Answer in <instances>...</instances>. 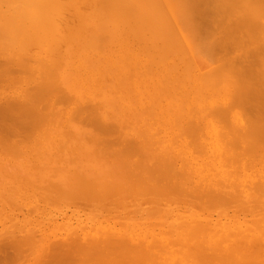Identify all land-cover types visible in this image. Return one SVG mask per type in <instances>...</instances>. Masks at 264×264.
Instances as JSON below:
<instances>
[{
    "label": "rangeland",
    "instance_id": "374dc122",
    "mask_svg": "<svg viewBox=\"0 0 264 264\" xmlns=\"http://www.w3.org/2000/svg\"><path fill=\"white\" fill-rule=\"evenodd\" d=\"M47 1L0 2V264L262 263L264 0Z\"/></svg>",
    "mask_w": 264,
    "mask_h": 264
},
{
    "label": "bare ground",
    "instance_id": "6f19581e",
    "mask_svg": "<svg viewBox=\"0 0 264 264\" xmlns=\"http://www.w3.org/2000/svg\"><path fill=\"white\" fill-rule=\"evenodd\" d=\"M43 1H44V4H45V3H49L47 0H43ZM43 1L40 2V0H0V2L5 6L4 8H5L6 12L8 11L7 14H8L9 12H10L11 14L14 12V13H13L14 17H15V16H16V17H24V18L27 20L26 22L29 24V27H30V26H33V23H37L36 21H34V20H35L34 18H35L36 15H38V14L40 13V11L43 9L44 5L41 4V3H43ZM107 1H108V0H107ZM109 1H110V2H109L110 4L113 3V0H112V2H111V0H109ZM118 1H119V0H118ZM118 1H117V3H118ZM201 1H202V0H201ZM220 1H221V0H220ZM223 1H226V0H222V2H223ZM254 1H255V0H254ZM115 2H116V1H115ZM120 2H121V1H120ZM122 2H124V3H122ZM122 2H121L122 4L120 3L122 8L119 6L121 9L125 8L126 6H128V5H124V4L127 3V2L129 3V0H128V1H127V0H123ZM198 2H199V1H198ZM215 2H216V1H215ZM244 2H245V1H244ZM249 2H250V1H249ZM50 3H51V2H50ZM107 3H108V2H106L105 4H107ZM128 3H127V4H128ZM162 3H163V2H162ZM203 3H206V2H203ZM228 3H229V2H228ZM232 3H233V2H232ZM35 4H36V5H35ZM118 4H119V3H118ZM129 4H130V3H129ZM223 4L227 6L226 3L223 2ZM236 4H237V3H236ZM0 5H1V4H0ZM45 5L47 6L48 4H45ZM122 5H123V6H122ZM204 5H205V4H204ZM261 5H262V4H261ZM42 6H43V7H42ZM113 6H114V5H113ZM117 6H118V5H117ZM132 6H133V5H132ZM230 6H231V5H230ZM232 6H233V5H232ZM251 6H252V5H251ZM262 6H263V5H262ZM262 6H261V8H262ZM55 7H56V6H55ZM128 7H129V6H128ZM128 7H127V8H128ZM133 7H134V6H133ZM239 7H240V6H239ZM244 7H245V6H244ZM112 8H113V7H112ZM135 8H136V7H135ZM204 8H205V7H204ZM253 8H254V7H253ZM118 9H119V8H118ZM128 9H131V10L133 11L132 8H128ZM0 10H1V6H0ZM5 10H4L3 12L6 14ZM57 10H58V9H57ZM57 10L54 9V12L56 11V14H54V16L56 15V17L60 15V12H57ZM135 10H136V9H135ZM135 10H134V11H135ZM231 10H232V9H231ZM58 11H60V9H59ZM116 11H117V10H116ZM249 11H250V10H249ZM253 11H255V10H252V12H250V13H253ZM261 11H262V10H261ZM261 11H260V13L262 14ZM41 12H42V11H41ZM255 12H256V11H255ZM0 13L2 14L1 11H0ZM43 13H44V12H43ZM48 13H49V12H48ZM52 13H53V12H52ZM115 13H116V12H115ZM180 13H181V12H180ZM230 13H231V12H230ZM257 13H258V12H257ZM260 13H259V14H260ZM1 14H0L1 17L5 16V14H2L3 16H2ZM11 14H10V16H9V14H8L9 18H10V17H13V15H11ZM40 14H42V13H40ZM108 14H110V13H108ZM131 14H132V13H131ZM61 15H62V14H61ZM180 15L182 16V13H181ZM201 15H202V13H201ZM252 15L255 16V13H253ZM252 15H251V16H252ZM54 16H51V17H54ZM203 16H204L203 19H206L207 17H209V21H208V22H207V21L204 22V24L207 25V26H208V24L210 25V23H211L212 20H214V18L212 19V16H213V15L210 14V13L208 12V9H207V8H205V9L203 10ZM210 16H211V17H210ZM222 16H223V15H222ZM249 16H250V15H249ZM260 16H261V15H260ZM1 17H0V18H1ZM5 17H6V16H5ZM5 17H3V18H5ZM14 17H13L12 19H15V18H16V17H15V18H14ZM49 17H50V16H49ZM60 17H61V16H60ZM60 17H59V18H60ZM262 17H263V16H262ZM6 18H7V17H6ZM41 18L44 19L43 17H41ZM57 18H58V17H57ZM183 18H184V16H183ZM210 18H211V21H210ZM259 18H260V17H259ZM7 19H8V18H7ZM12 19L10 18V20H12ZM16 19H17V18H16ZM42 19H40V20H42ZM46 19H48V18H46ZM46 19H45V21H46ZM49 19H50V18H49ZM49 19H48V20H49ZM247 19H248V18H247ZM256 19H257V18H256ZM260 19H261V18H260ZM0 20H1V19H0ZM18 20H20V19H17V21H18ZM53 20H54V19H53ZM13 21H15V20H13ZM17 21H16V22H17ZM22 21H23V20H22ZM45 21H44V22H45ZM186 21H187V20H186ZM200 21H201V20H200ZM204 21H205V20H204ZM256 21H257V20H256ZM262 21H263V20H262ZM18 22H19V21H18ZM20 22H21V20H20ZM209 22H210V23H209ZM212 22H214V21H212ZM3 23H5V22H3ZM7 23H8V21H7ZM11 23H12V21H11ZM46 23H47V22H46ZM48 23H49V21H48ZM50 23H51V22H50ZM202 23H203V21H202ZM262 23H263V22H262ZM28 24H27V26H28ZM44 24H45V23H44ZM1 25H2V24H1ZM18 25H19V23H18ZM54 25H56V24H54ZM10 26H11V25H10ZM47 26H48V25H47ZM49 26H50V24H49ZM52 26H53V25H52ZM202 26H203V25H202ZM16 27H17V26H16ZM39 27H40V26H39ZM42 27H43V26H42ZM183 27H184V26H183ZM5 28H6V27H5ZM18 28H20V27H18ZM51 28H52V27H51ZM33 29H34V27H33ZM36 29H37V27H36ZM41 29H42V28H41ZM44 29H45V28H44ZM87 29H88V27H87ZM3 30H4V29H3V26H2V27L0 28V35H1L0 38H1V39H3V38H2V36H3L2 34L8 31V30H7V31L4 32ZM15 30H16V28H15ZM37 30H39V29H37ZM37 30H36V31H37ZM48 30H49V29H48ZM51 30H52V29H51ZM51 30H50V31H51ZM42 31H43V30H42ZM11 32H12V30H11ZM11 32H10V33H11ZM18 32H21V31H18ZM22 32H23V31H22ZM26 32H27V31H26ZM43 32H44V31H43ZM14 33H15V32H14ZM16 33H17V32H16ZM27 33H28V32H27ZM53 33H54V32H53ZM234 33H235V32H234ZM7 34H8V33H7ZM50 34H52V33H50ZM11 35H13V34H11ZM11 35H9L10 38H11ZM40 35H41V34H40ZM9 36H8V37H9ZM229 36H230V35H229ZM231 36H232V35H231ZM5 37H6V36H5ZM14 37H15V35H14ZM28 37H29V36H28ZM41 37H42V35H41ZM232 37H233V36H232ZM16 38H17V36H16ZM31 38H32V37H31ZM1 39H0V40H1ZM23 39H24V38H23ZM40 39H41V38H40ZM230 39H231V38H230ZM252 39H253V38H252ZM7 40H9V39H7ZM10 40H11V39H10ZM21 40H22V39H21ZM37 40H39V39H37ZM258 40H259V39H258ZM19 42H20V41H19ZM22 42H23V41H22ZM32 42H33V41H32ZM0 43H1V42H0ZM14 43H16V42H14ZM20 43H21V42H20ZM257 43H258V42H257ZM2 44H4V43H2ZM9 44H10V43H9ZM21 44H22V43H21ZM21 44H20V45H21ZM45 45H46V44H45ZM8 46H9V45H8ZM40 46H41V45H40ZM21 47H22V46H21ZM4 48H5V47H4ZM8 48H9V47H7V49H8ZM18 48H19V44H18ZM260 48H261V47H260ZM7 49H5V51H6ZM10 49H12V48L10 47ZM7 51H8V50H7ZM16 51H17V50H16ZM22 51H23V50H22ZM256 51H257V50H256ZM263 52H264V51H263ZM263 52H262V53H263ZM12 53H14V52L12 51ZM254 54H255V53H254ZM263 54H264V53H263ZM20 55H21V54H20ZM24 55H25V54H24ZM58 55H59V54H58ZM53 56H54V55H53ZM261 56H262V55H261ZM54 57L57 58L56 56H54ZM11 58H12V57H11ZM46 58H48V57H46ZM52 58H53V57H52ZM258 58H260V57H258ZM49 59H51V58L49 57ZM53 59H54V58H53ZM4 60H5V59H4ZM20 60H21V59H20ZM46 60H47V59H46ZM55 60H56V59H55ZM260 60H261V59H260ZM23 62H25V61H23ZM13 63H14V61H13ZM263 63H264V62H263ZM7 64H8V63H7ZM24 64H25V63H24ZM4 67H5V66H4ZM22 69H23V68H22ZM2 70H3V69H2ZM27 70L29 71V69H27ZM33 71H34V70H33ZM218 72H219V71H218ZM249 74H250V73H249ZM259 74H260V73H259ZM206 80H208V79H206ZM247 80H248V79H247ZM220 81H221V79H220ZM249 81H250V80H249ZM205 82H206V81H205ZM207 82H208V81H207ZM245 82H246V81H245ZM7 83H8V82H7ZM202 83H203V82H202ZM243 83H244V82H243ZM247 83H248V82H247ZM252 84H253V83H251V85H252ZM260 84H261V83H260ZM39 85H40V84H39ZM208 85H209V84H208ZM215 85H216V84H215ZM241 85H242V84H241ZM45 86H46V85H45ZM47 86H48V85H47ZM245 86H246V85H245ZM248 86H250V84H248ZM37 87H38V86H37ZM40 87H41V86H40ZM48 87H49V86H48ZM243 87H244V86H243ZM258 87H259V86H258ZM38 88H39V87H38ZM42 88H43V86H42ZM209 88H210V87H209ZM247 88H248V87H247ZM198 89H199V88H198ZM198 89H197V90H198ZM39 90H40V89H39ZM42 90H43V89H42ZM50 90H51V89H50ZM37 91H38V90H37ZM250 91H251V90H250ZM250 91H249V92H250ZM46 92H47V90H46ZM198 92L200 93V90H199ZM43 93H44V92H43ZM199 93H198V94H199ZM252 93H253V92H252ZM45 94H46V93H45ZM241 94H242V93H241ZM243 94H244V93H243ZM247 94H248V93H247ZM250 95H251V97H252V94H251V93H250ZM263 95H264V93H263ZM23 96H24V95H23ZM37 96H38V95H37ZM247 96H249V95H247ZM19 97H20V96H19ZM19 97H18V99H19ZM27 97H28V96H27ZM38 97H39V96H38ZM240 97H241V96H240ZM257 97H259V96H257ZM15 99H16V98H15ZM23 99H24V97H23ZM23 99H22V101H23ZM242 99H243V98H242ZM245 99H246V98H245ZM252 99H254V97H252ZM259 99H260V98H259ZM8 100H9V99H8ZM13 100H14V99H13ZM254 100H257V99H254ZM254 100H253V101H254ZM18 101H19V100H18ZM25 101H27V100L25 99ZM31 101H33V100L30 99V102H31ZM257 101H258V100H257ZM257 101H254V102H257ZM1 102H2V101H1ZM4 102H5V103L7 102V104L9 103V101H6V100H5ZM11 102H12V101H11ZM15 102H16V101H15ZM15 102H14V103H15ZM27 102H29V101H27ZM236 102H237V101H236ZM258 102H259V101H258ZM261 102H262V100H261ZM261 102H260V103H261ZM17 103H19V102H17ZM23 103H24V102H23ZM9 104H10V103H9ZM9 104H8V105H9ZM25 104H26V103H25ZM29 104H31V103H29ZM240 104H241V103H240ZM256 104H257V103H256ZM2 105H3V104H2ZM2 105H1V106H2ZM4 106H6V104H5ZM21 106H23V105H21ZM28 106H29V105H28ZM32 106H33V105H32ZM19 107H20V106H19ZM235 107H236V106H235ZM6 108H7V107H6ZM21 108H22V107H21ZM257 108H258V107H257ZM12 109H13V108H12ZM22 110H23V109H22ZM22 110H21V111H22ZM244 110H245V109H244ZM12 111H13V110H12ZM19 111H20V110H19ZM176 111H177V110H176ZM252 111H253V110H252ZM259 111H260V110H259ZM263 111H264V108H263ZM10 112H11V108H10ZM27 112H28V111H27ZM235 112H236V111H235ZM248 112H249V111H248ZM257 112H258V111H257ZM261 112H262V110H261ZM2 113H3V112H2ZM22 113H23V112H22ZM17 114H18V113H17ZM263 114H264V113H263ZM0 115H1V114H0ZM10 115H11V114H10ZM37 115H38V114H37ZM246 115H247V114H246ZM1 116H2V115H1ZM257 116H258V115H257ZM2 117H3V116H2ZM7 118H8V117H7ZM4 119H5V118H4ZM19 119H20V118H19ZM8 120H9V119H8ZM11 120H12V119H11ZM14 120H15V119H14ZM20 120H21V119H20ZM238 120H239V118H238ZM247 120H248V119H247ZM262 120H263V119H262ZM29 121H30V120H29ZM40 121H41V120H40ZM245 121H246V120H245ZM254 122H255V121H254ZM12 123H13V122H12ZM12 123H11V124H12ZM26 124H27V123H26ZM189 125H190V124H189ZM11 126H12V125H11ZM258 127H259V126H258ZM263 127H264V126H263ZM6 128H7V126H6ZM15 128H16V127H15ZM186 129H187V128H186ZM183 131H184V130H183ZM188 132H189V131H188ZM255 132H256V131H255ZM191 134L193 135V133H191ZM256 136H257V135H256ZM252 143H254V142H252ZM257 145H258V144H257ZM0 146H2V145H0ZM4 146H5V145H4ZM245 146H246V145H245ZM5 148H6V147H5ZM15 148H16V147H15ZM244 148H245V147H244ZM223 150H224V149H223ZM16 151H17V150H16ZM38 168H39V167H38ZM173 182H174V181H173ZM171 183H172V182H171ZM147 215H150V214H147ZM195 220H196V219H195ZM236 220H237V219H236ZM191 221H192V220H191ZM191 221H190V222L188 221V224H187L186 220L183 222V223H186L187 226H188V227H185V232H187V231L189 230V228L191 229V227H190L191 224H193V226H192V225H191V226L194 228V226H195L194 223H195L196 221H194L193 223H192ZM252 221H254V220H252ZM198 222H199V221L196 222V225L198 224ZM200 222H201V221H200ZM200 222H199V224H201ZM189 223H190V224H189ZM203 223H204V222H203ZM199 224H198V229H197V227L194 228V230H196V232H195V233L192 232V233H193L194 235L196 234V235H195L196 237H197V235H198V237H197V238H198V241H200L199 238H201V241H200V242H198L197 239H196L195 237H193V238L190 237V238H189V235H190V236H191V235L193 236L192 233L189 234V232L194 231L193 228H192V230L188 231L187 233L184 232V234H185L186 236H188V238H186V236L183 235L182 232H181V233H182V235L184 236V238L186 239V241H187V239H188V241H189L190 239H195V243H196V241H197L198 244H201V245H199V246L201 247L202 245H203V246L205 245V244L202 243V242H203V241H202L203 238H204V240H205V238H206V235H202V234H206V232H207L208 230H207V229H206L207 231H206V230H203L204 228H203V229H200V228H201L200 226L203 227V225H202V224L199 225ZM252 225L254 226V224H252ZM185 226H186V225H185ZM169 227H170V226H169ZM183 227H184V226H183ZM199 227H200V228H199ZM246 227H247V225H246ZM186 228H187L188 230H186ZM233 228H234V227H233ZM235 228H236V227H235ZM235 228H234V230H235ZM170 229H171V227H170ZM237 229H238L239 231H241V230L239 229V227H237ZM237 229H236V231H238ZM255 229H257V227H255ZM168 230H169V228H168ZM213 230H214V231H212V232L216 235L218 232H216L215 229H213ZM250 230L253 232L252 229H250ZM257 230H259V229H257ZM172 231H174V230H172ZM183 231H184V230H183ZM197 231H198V232L203 231L201 234L199 233L201 237H199V234H197ZM204 231H205V233H204ZM218 231H219V230H218ZM166 232H167V231H166ZM215 232H216V233H215ZM223 232H224V231H223ZM231 232H232L231 234H228L230 237L238 236V233L236 232V234H235V232L232 231V228H231ZM233 232H234V233H233ZM260 232H261V234H260V237H261V235H264V234H263V230L260 231ZM162 233H163V232H162ZM173 233H175V232H173ZM221 233H222V232H221V230H220L219 233H218V235H217L219 240H221V239H220L221 237L219 236ZM239 233H240V232H239ZM243 233H244V232H242V233H240V234L243 235V238L245 237V238H244V241H245L248 235H247V232H245V234H246L247 236H246L245 234H243ZM187 234H189V235H187ZM207 234H208V233H207ZM222 234L224 235V237H225V236H226V237L228 236L227 234H226V235H225L224 233H222ZM222 234H221V235H222ZM234 234H235V235H234ZM175 235H176V234H175ZM211 235H212V234H211ZM211 235H210V236H211ZM215 235H212V236H213V237H216ZM242 235H241V237H242ZM250 235H251V234H250ZM204 236H205V237H204ZM171 237H172V236H171ZM213 237H210V238L212 239ZM224 237H222V240H221V241H223V243L225 242V240L223 239ZM230 237H229V238H230ZM241 237H239V238L241 239V242L244 244V247H245V245L247 246V243H246L247 240H248V245H250L249 243H252V242H250V241H252V240H250L251 237H250V239H247V240L245 241L246 244L244 243V241L242 240L243 238H241ZM252 237L254 238V239H253L254 241L257 239L256 236H255L256 239H255L254 236H252ZM208 238H209V237H208ZM248 238H249V237H248ZM258 238H259V237H258ZM175 239H177V238L175 237ZM179 239H181V238L179 237ZM227 239H228V238H227ZM227 239H226V242L229 240V239H228V240H227ZM233 239H234V240L236 239V241H239V242H240V240H238L237 237H236V238H233ZM172 240H173V239H172ZM214 240H215V239H214ZM214 240H212L211 243H210L211 240L208 241V242L210 243V245H213V241H214ZM219 240H217V241H219ZM231 240H232V239H231ZM249 240H250V241H249ZM258 240H260V239H258ZM261 240L263 241V238H262ZM8 241H9V240H8ZM170 241H171V240H170ZM173 241H175V240H173ZM182 241H184V243H185L184 246H188V245H186V244H189V245L192 244L191 242L188 243V241L185 242V240H182ZM215 241H216V240H215ZM217 241H216V242H217ZM229 241H230V240H229ZM236 241H234V242H235V245H234V246H231V245L228 246V245L224 244V246L226 245L225 247H227V248H224L223 246H221L222 243L219 244L218 242H217V243L215 242L216 244L214 243V246H215V245H216L217 247H218L219 245L221 246V249L216 248V247L214 248V249H217V250H216L217 253H216L215 250L212 248L213 246L210 247V246L208 245V247H210V248H209V251H210L209 253H210V255H211V251L214 250V254H215L216 256H217V255L220 256V254L223 253L222 251H224L225 249H227V250H225L224 252L227 251V253H228L229 251L231 252V251H232L231 248L234 247L233 250H234V249H235V250L231 252L232 254H230V252H229L228 255H235V254H233V253H235V252L237 251L236 248H238V247H237L238 245H236V244H238V242H236ZM122 242H123V241H122ZM204 242H205V241H204ZM206 242H207V241H206ZM219 242H220V241H219ZM234 242L231 241V243H234ZM255 242H257V244L260 243V241H259V242H258V241H255ZM263 242H264V241H263ZM0 243H1V242H0ZM169 243H171V242H169ZM173 243H174V245L176 244L175 242H173ZM193 244H194V243H193ZM198 244H197V245H198ZM217 244H218V245H217ZM228 244H230V242H228ZM243 244H242L241 246L239 245V247H243ZM194 245H195V244H194ZM194 245H193V247H195ZM252 245H254V244H252ZM178 246H179L181 249H183V248H182L183 246L180 245V243L177 245V247H178ZM181 246H182V247H181ZM203 246H202V247H203ZM205 246H206V245H205ZM256 246H257V245H256ZM256 246H254V247H256ZM208 247H206L204 250H207ZM222 247H223L224 250L222 249ZM228 247H231V248H230L231 250H230V249L228 250ZM235 247H236V248H235ZM247 247H248V248H251V247H253V246H251V247H250V246H247ZM247 247H245V248L242 249V250H243V251H242L243 254H244V253L247 254V252H246L247 250H245ZM254 247H253V248H254ZM187 248H188V247H187ZM187 248L185 247V249H183V250H185V255L187 254V255H186V258H187V261L189 262V261L191 260V258H193L192 260H194V258H195L194 255H196V254H195V251L197 252V250H196L197 247H195V249L193 248V249H194L193 251H192L191 249H188V252H186V251H187ZM169 249H170V248H169ZM202 249H203V248H202ZM202 249L200 248V250H202ZM211 249H212V250H211ZM218 249L221 250V251H220V254H218V252H219ZM239 249H241V248H239ZM244 250H245V252H244ZM251 250H252V248H251ZM255 250H256V249H255ZM191 251H192V252H191ZM198 251H199V250H198ZM248 251H249V250H248ZM182 252H183V251H182ZM189 252H190V254H193V257H191V255L189 254ZM193 252H194V253H193ZM202 252H204V251H202ZM172 253H173V252H172ZM172 253H171V254H172ZM178 253H180V251H179ZM183 253H184V252H183ZM199 253H200V254H204V255H206V256L209 255L208 253L206 254V252H205V253H201V251H199ZM199 253L197 254V255H198L197 257H199ZM227 253H226V254L224 253V254H222V255H227ZM250 253H251V255H252V254H255V255L257 256L256 251H255V252L253 251V253H252V251H249L248 254H250ZM169 254H170V252H169ZM212 254H213V252H212ZM245 254H244V255H245ZM185 255H184V256H185ZM188 255H190V256H188ZM255 255H254V256H255ZM200 256H201V255H200ZM206 256H202V258H200V260L202 261L203 258H204V260H206L207 263L209 264V261L206 259V258H207ZM188 257H190V260H188ZM205 257H206V258H205ZM184 258H185V257H184ZM186 258H185V260H186ZM195 259H196V258H195ZM243 259H244V258H243ZM204 260H203V262H204ZM236 260H237V259H236ZM246 260H248V259L245 258V259L243 260V262H242V260H240V259H239L238 261L240 262V264H241V263H242V264H245V263H246ZM194 261H195V260H194ZM194 261H190V262H192V264H194V263H195ZM201 261H200V262H201ZM238 261H236L235 263H237ZM244 261H245V263H244ZM249 261H250V260H249ZM249 261H247V263H248ZM176 262H177V261H176ZM263 262H264V261H262V263H263ZM166 263H167V262H166ZM204 263H205V262H204ZM204 263H199V264H204ZM256 263L259 264V263H261V262H256ZM262 263H261V264H262ZM163 264H164V263H163ZM187 264H188V263H187ZM190 264H191V263H190ZM195 264H198V263H197V260H196V263H195ZM210 264H211V263H210ZM233 264H234V263H233ZM238 264H239V263H238ZM249 264H251V262H249ZM252 264H254V263H252Z\"/></svg>",
    "mask_w": 264,
    "mask_h": 264
}]
</instances>
